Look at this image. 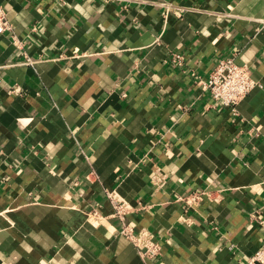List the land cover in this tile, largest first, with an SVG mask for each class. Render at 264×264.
<instances>
[{"label":"crops","instance_id":"1","mask_svg":"<svg viewBox=\"0 0 264 264\" xmlns=\"http://www.w3.org/2000/svg\"><path fill=\"white\" fill-rule=\"evenodd\" d=\"M0 3V264H249L264 246V0ZM234 55L260 83L237 115L204 86ZM110 197L158 259L120 233Z\"/></svg>","mask_w":264,"mask_h":264},{"label":"built area","instance_id":"2","mask_svg":"<svg viewBox=\"0 0 264 264\" xmlns=\"http://www.w3.org/2000/svg\"><path fill=\"white\" fill-rule=\"evenodd\" d=\"M12 31L7 11L0 3V33ZM20 47V42H15ZM173 61L182 63L181 55L176 54ZM260 83L254 78L252 69L247 63L238 62V55L221 59L213 68L209 79L204 83L215 103L220 102L224 107L229 108L234 115H237L238 105L256 88ZM187 203H199L203 200V193H193L185 198ZM114 208V215L123 223L121 234L130 240L136 247L143 259L155 260L162 254V245L156 240L155 235L147 230H136L126 221L131 213L132 207L124 201L110 197ZM249 264H264V246L252 257Z\"/></svg>","mask_w":264,"mask_h":264}]
</instances>
